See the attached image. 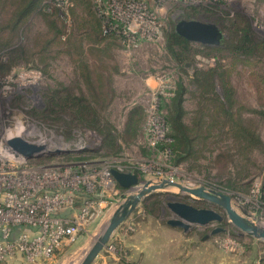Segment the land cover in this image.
Masks as SVG:
<instances>
[{"label":"rangeland","instance_id":"rangeland-1","mask_svg":"<svg viewBox=\"0 0 264 264\" xmlns=\"http://www.w3.org/2000/svg\"><path fill=\"white\" fill-rule=\"evenodd\" d=\"M152 2L163 26L160 41L129 46L119 37L106 38L107 48L100 56L105 67L111 71L112 90L109 92L111 103L101 113L102 131L85 128L79 124L73 127L67 125L64 121L70 120L72 115L65 107L56 112L52 109L49 112L48 109L45 110L57 90L64 92L63 89H70L76 94L86 90L77 61L81 59L78 52L80 43L83 48L90 46L86 34L91 29L86 30L87 24L91 26L92 21L97 18L90 0H72L71 7L57 11V15L47 17L42 13H34L22 27L19 41L25 53L17 59H12L9 49L0 45V153L13 155L8 139L19 135L31 142L45 145L42 155L27 159L30 163L68 164L95 160L99 165L109 166L113 164L111 160L114 158H122L138 167L147 166V171L137 172L140 181L157 180L156 178L163 176L183 184L204 186L229 194L232 196L234 207L240 213L241 208L246 209L248 219L264 226V199L258 192L264 185V46L252 53H239L229 44L236 40L229 29L233 18L243 19V23H248L251 27L253 34L264 42V0H217L202 4H189L183 0ZM45 3L54 5L53 0H44L42 4ZM196 10L200 12L194 14ZM209 13L211 21L201 20ZM190 14L200 18L196 20L218 25L223 37L220 45H208L210 56L204 54L208 51L206 45L192 42V47L201 52L182 66L167 50L166 35L176 22L187 19ZM8 18L7 14L3 13L0 25L6 23ZM54 19L59 24L61 19L64 20L66 34L39 52L41 45L54 36V29L50 26L51 20ZM73 30L75 34L66 38ZM12 32L9 28L0 29V42L7 40ZM80 37L86 39L82 42ZM89 60L95 62L97 58ZM220 63L224 75L218 74L214 78L216 92L224 96L225 83L228 81L235 92L232 111H240L246 123L256 130L261 140L254 148L243 149L240 154H236V161L246 172L244 177L238 179L236 175L241 166L235 167L232 162L229 163L222 157L216 159L219 153L226 154L227 151L234 150V145L236 150L237 141L231 133L232 129L224 123V113L213 108L216 101L210 102V112L218 114L213 122L210 117L212 125L209 137L205 142L198 141L199 152L196 155L178 165H174L169 155H165L158 146L151 145L146 132V109L141 128L133 134L124 133L128 110L139 103L148 105L151 89L145 86L146 78L158 79L167 74L176 88L179 81L184 83L187 89L183 103L187 111L184 120L190 123L200 101L198 94L201 87L194 81L195 71L218 67ZM170 100H165V103ZM225 107L229 108L228 104ZM162 110L164 114L167 111L165 108ZM107 134H112L116 139H109L106 144ZM230 182H234L232 186H228ZM95 188L98 189L97 184ZM170 189L179 191L175 187ZM126 193H129L128 190L116 188V192L109 191L105 194V200L99 207L100 214L80 233L74 243L68 245L63 254H55L50 258L41 257L33 262L21 254H15L0 261V264H79L99 234L101 226L113 215L124 200L122 195ZM180 199L197 207L214 208L223 215L222 221H213L206 226H193L188 230V249L191 246L204 249L203 256L196 261L197 264H206L210 258H214V264H218L222 257L229 258L224 264H264L263 239L237 229L229 221L224 210L218 206L204 200H193L189 195H180ZM82 201V197L77 199L75 210L80 207ZM164 202L159 214L136 209L119 230L124 229V234H131L136 228L134 225L140 220L148 221V218L167 222L172 214L166 207L167 202ZM215 228L220 230L214 232ZM112 244L116 246V254L123 256L122 244ZM206 246L209 247L207 254Z\"/></svg>","mask_w":264,"mask_h":264},{"label":"built area","instance_id":"built-area-1","mask_svg":"<svg viewBox=\"0 0 264 264\" xmlns=\"http://www.w3.org/2000/svg\"><path fill=\"white\" fill-rule=\"evenodd\" d=\"M90 1L101 20L104 35L114 34L129 46L161 40L163 26L152 0ZM183 1L202 4L217 0ZM71 3L72 0H53L59 10H65ZM157 81L146 107V132L152 146H158L162 140L171 141L167 138L162 101L172 98L176 91L170 75H161ZM162 151L169 155L168 150ZM111 161L113 164L109 166L99 165L95 160L40 164L15 154L0 153V261L15 254L30 262L52 257L57 249L78 239L100 214L105 194L119 188L111 175L112 168L136 174L138 170L147 171V166L138 167L122 158ZM160 178L165 177L156 179ZM258 192L261 194V189ZM79 197L83 201L75 210ZM105 249L117 252L110 242Z\"/></svg>","mask_w":264,"mask_h":264},{"label":"trees","instance_id":"trees-1","mask_svg":"<svg viewBox=\"0 0 264 264\" xmlns=\"http://www.w3.org/2000/svg\"><path fill=\"white\" fill-rule=\"evenodd\" d=\"M44 0H0V20L3 13L7 14L9 17L6 23L0 25V29L9 28L13 32L10 37L0 45L4 48L9 49L10 57L12 59H17L19 55L25 53L21 39V30L23 25L30 20L34 13H42L45 16L57 15L59 9L52 4L45 3L42 4ZM71 5L68 7V9ZM94 12L97 18H95L91 26L87 24V29L90 30L86 37L90 42V46L83 48V44L80 43L79 53L80 61H77L78 71H80L83 81L85 82L86 90L81 93H74L70 89L57 90L55 94L53 93L52 100L45 108L48 112L54 110H59L60 108L65 109L70 113L71 119L64 121L67 125L71 127L77 124L85 128L99 129L102 131L101 113L104 109L109 107L111 103V98L109 97V92L112 90V75L111 71L105 67L102 62V57L100 56L107 48L106 38L116 36L114 34L104 35L102 32L101 20L96 14L95 8ZM199 10L194 11V14L199 13ZM209 15L201 20L211 21ZM187 19H200L192 16L191 14L187 16ZM60 24L54 19L51 20L50 26L54 29V36L48 38L45 43L41 45L42 49H45L53 44L55 40L59 39L60 36H65V23L64 20L59 21ZM244 20L241 18H233L231 23H229V29L231 33L236 37L234 41L229 43L232 47L236 48L239 53L254 52L264 46V42L256 37L251 27L248 23H243ZM83 29V28H82ZM85 30V31H86ZM75 34L74 30L67 34L66 38H71ZM86 37H80L83 42ZM118 37V36H116ZM65 38V37H63ZM207 52L205 55L210 56V46L206 45ZM166 48L172 54V56L182 65L185 66L187 62H190L195 54L201 51L195 50L192 47V42L185 37L179 35L175 31V25L172 26L171 30L167 32L166 35ZM37 51V52H38ZM84 52L86 55H84ZM96 57L97 61H90L89 59ZM221 63L218 67H208L205 69H197L194 74V81L201 88L199 89V106L194 110V114L191 118V122L188 123L184 120V116L187 113L183 103L185 101V93L187 89L182 81L177 83V88L175 94L170 98L169 103L162 101V109L165 108L167 111L164 114V120L168 127L167 138L171 141L162 140L158 144L160 150H168L170 160L174 165H178L183 160H186L192 155H196L199 152V147L197 146L209 137L210 132V117L211 122L216 118L215 115L218 113L210 112L211 101H216L213 108L216 111H222L224 113V123L231 130L233 137L237 140L236 150L234 145V150L227 151L226 154L219 153L216 159L219 157L228 161L235 167H240L239 162L236 161V154L241 153L243 149L250 150L254 148L256 144L260 143V137L256 133V130L246 123V119L243 117L242 113L232 111V104L235 101V92L228 81H224L225 89L224 96H220L216 92L215 76L218 74L224 75L223 69H221ZM10 68V67H8ZM222 97V98H220ZM218 102V103H217ZM228 104L229 108L225 105ZM56 106V108H55ZM59 106V107H58ZM65 110V111H66ZM56 120H60L56 118ZM144 120V109L135 105L132 106L125 116L124 121V133H136L137 130L141 128L142 121ZM55 121V119H54ZM111 139L114 141L116 138L112 134H107L105 138V143ZM240 143V144H238ZM117 154V153H116ZM226 158V159H225ZM78 161V160H76ZM87 161V160H82ZM242 166L236 173L238 179H241L245 175ZM236 178V179H237ZM234 180V182L236 181ZM234 182L228 183V186H232ZM170 194L166 192L155 193L148 198H146L142 203L141 207L143 210L150 214H159L164 205V201H169ZM261 198L264 199V185L261 188ZM68 245H63L56 250L55 254H63L66 251Z\"/></svg>","mask_w":264,"mask_h":264},{"label":"water","instance_id":"water-1","mask_svg":"<svg viewBox=\"0 0 264 264\" xmlns=\"http://www.w3.org/2000/svg\"><path fill=\"white\" fill-rule=\"evenodd\" d=\"M175 31L191 42L204 45H220L223 33L218 25L193 19H182L175 23ZM9 149L24 159L37 158L43 154L44 144L31 142L21 136L8 139ZM111 175L115 182L129 193L123 194L124 200L114 211L109 222L95 237L89 250L79 264H92L97 256L106 248L113 233L122 225L132 212L149 196L166 192L170 194L166 203L172 217L167 220L171 226L189 230L193 226H206L213 221H222L223 215L214 208L197 207L180 199V195H189L193 200H204L223 209L229 221L242 232L264 240V226L247 218L248 212L241 208V213L234 207L232 196L226 193L207 189L204 186H192L168 178L140 181L136 173L120 171L112 168ZM179 191H171L170 188ZM220 230L215 228L214 232Z\"/></svg>","mask_w":264,"mask_h":264},{"label":"crops","instance_id":"crops-1","mask_svg":"<svg viewBox=\"0 0 264 264\" xmlns=\"http://www.w3.org/2000/svg\"><path fill=\"white\" fill-rule=\"evenodd\" d=\"M157 85L156 78L145 79L147 88L155 89ZM138 105L144 110L147 106L144 103ZM119 188L122 189L120 186ZM140 206L141 204L137 209L142 210ZM134 226L135 230L128 235L124 234V229L119 230L118 227L110 239V243L122 244L125 256L110 253L104 249L92 264H197V259L204 254L203 247L191 246L188 249L189 233L181 227L171 226L158 218H148V221L140 220ZM208 252L209 247L206 246L205 253ZM228 260V257H222L221 262L224 264ZM206 262V264H214V258Z\"/></svg>","mask_w":264,"mask_h":264},{"label":"bare ground","instance_id":"bare-ground-1","mask_svg":"<svg viewBox=\"0 0 264 264\" xmlns=\"http://www.w3.org/2000/svg\"><path fill=\"white\" fill-rule=\"evenodd\" d=\"M7 154H8V153H7ZM11 159H14V158H11ZM15 159H16V158H15ZM107 218H108V217H107ZM110 218H111V217L108 218V220H107L106 223L104 222L105 225L103 224V225L101 226L100 232L103 230V228H104V227L106 226V224L109 222ZM105 220H106V219H105ZM100 232H99V233H100ZM97 235H98V234H97ZM79 260H80V259H79ZM73 264H74V263H73ZM76 264H77V263H76Z\"/></svg>","mask_w":264,"mask_h":264}]
</instances>
